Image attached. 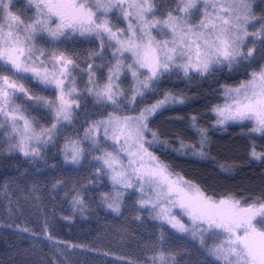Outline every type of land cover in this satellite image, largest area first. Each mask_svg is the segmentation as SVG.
Here are the masks:
<instances>
[{
  "label": "snow or ice",
  "instance_id": "snow-or-ice-1",
  "mask_svg": "<svg viewBox=\"0 0 264 264\" xmlns=\"http://www.w3.org/2000/svg\"><path fill=\"white\" fill-rule=\"evenodd\" d=\"M27 6L34 9L32 15L18 9L16 0H0V140L7 154L47 164L56 149L71 165L90 157L94 171L88 184L94 187L89 200L116 214L126 198L138 196L137 210L160 221V244H146L135 256L105 253L115 256L114 264H176L175 256L164 250L163 225L198 244L209 258L206 264H264V188L258 194L218 192L174 171L150 149L209 159L208 129L191 115L187 131L194 139H162L150 121L188 97L164 91L161 98L146 100L173 73L191 79L226 67L247 78L235 86H219L223 103L210 108L214 125L247 121L252 126L246 135L264 139V9L257 14L255 0H27ZM77 38L96 46L83 53L67 46ZM81 110L82 134L64 136L57 147ZM257 148L250 143L248 156L264 163V150ZM58 186L63 181L53 184ZM8 187L6 183V194ZM97 187L109 190L97 193ZM86 192L84 184L65 191L73 213L88 210ZM17 205L9 194L8 212ZM54 228L47 217L40 225L57 252L60 244L87 247L57 240Z\"/></svg>",
  "mask_w": 264,
  "mask_h": 264
},
{
  "label": "trees",
  "instance_id": "trees-1",
  "mask_svg": "<svg viewBox=\"0 0 264 264\" xmlns=\"http://www.w3.org/2000/svg\"><path fill=\"white\" fill-rule=\"evenodd\" d=\"M256 3L260 5L257 10L259 14L264 9V3L261 0H256ZM16 7L27 10L29 14L22 0H16ZM67 46L83 53L96 45L77 38L75 44L69 41ZM246 78L236 72L229 73L226 67L212 76L191 75V79L185 78L182 73H173L162 82L158 94L146 97L147 102L161 98L164 91L180 93L188 99L183 105L175 104L161 109L149 126L159 130L163 134L162 139L172 141L176 135L194 139L187 129L189 117L197 115L200 126L208 129L209 159L165 155L155 148L150 150L170 163L174 171L206 189L258 194L264 188V163L249 158L248 145L255 142L258 151L264 150V139L258 135H246L252 126L247 121L214 125L216 117L210 112L213 104L223 103L219 98L221 84L235 86L239 80ZM88 108L90 112L94 111L90 102ZM77 116L75 126L65 128L57 147L63 145L64 136L74 137L77 131L82 134L81 125L85 120L83 111H79ZM177 117H183V122L176 120ZM5 149L6 144L0 140V264H114L115 256L105 253H130L135 256L143 253L146 244H160V221L152 219L145 210H137L135 201L138 196L126 198L120 214L89 200L94 187L88 184L93 179L94 171L89 165L90 157L83 159L81 165L65 164L62 154L53 149L55 159H47V164L43 161L30 163L22 154L9 155ZM53 164L56 167H52ZM221 165L231 167V173L223 171ZM57 180L63 181V186L54 189L53 184ZM104 182L107 184L106 178ZM6 183L9 185L7 194L4 189ZM73 184L87 185L85 199L89 202V208L83 215L78 211L73 213L68 203L71 197L64 196ZM33 188L35 190L30 192L29 189ZM108 190L109 187L96 188L97 193ZM9 194L13 201L18 202L11 213L7 210ZM64 216H71V221H65ZM45 217L55 224L51 231L57 240L87 247L72 249L60 244L57 252L56 246L41 233L40 225ZM16 225L28 227L38 235L32 236L31 231L20 232ZM163 230L164 250L175 256L176 264H206L209 258L190 237L176 233L168 225H163Z\"/></svg>",
  "mask_w": 264,
  "mask_h": 264
},
{
  "label": "rangeland",
  "instance_id": "rangeland-1",
  "mask_svg": "<svg viewBox=\"0 0 264 264\" xmlns=\"http://www.w3.org/2000/svg\"><path fill=\"white\" fill-rule=\"evenodd\" d=\"M22 1L24 2V4L26 5V7L28 8V6H27V0H22ZM255 4L257 5V7H256V11H257L258 8H260V5H258L256 3V0H255ZM28 10H29V15H32L34 13V9H28ZM121 26H123V25H121ZM126 84H127V81L125 82V86H126ZM185 223H187V219L186 218H185ZM209 242H211V241H209Z\"/></svg>",
  "mask_w": 264,
  "mask_h": 264
}]
</instances>
